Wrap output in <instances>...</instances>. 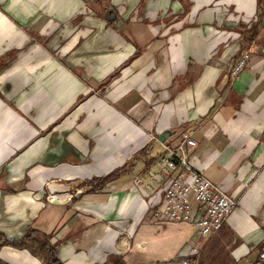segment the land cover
Listing matches in <instances>:
<instances>
[{
	"label": "crops",
	"instance_id": "crops-1",
	"mask_svg": "<svg viewBox=\"0 0 264 264\" xmlns=\"http://www.w3.org/2000/svg\"><path fill=\"white\" fill-rule=\"evenodd\" d=\"M188 130L237 201L208 237L158 220L133 181ZM28 230L62 264H179L192 247L197 264H264V0H0V232ZM30 247L0 261L43 264Z\"/></svg>",
	"mask_w": 264,
	"mask_h": 264
},
{
	"label": "built area",
	"instance_id": "built-area-1",
	"mask_svg": "<svg viewBox=\"0 0 264 264\" xmlns=\"http://www.w3.org/2000/svg\"><path fill=\"white\" fill-rule=\"evenodd\" d=\"M250 59L249 49H244L229 70L232 79L237 78ZM162 152L156 155L150 165L133 176L134 184L147 193V203L153 215L161 221L193 223L197 237H208L217 233L237 201L221 185L212 182L194 163L197 141L193 131L182 133L174 144L162 143ZM49 202H56L57 196H48ZM196 248H191L195 255ZM194 253V254H193ZM191 254L183 257L179 264H197ZM264 262V248L259 263ZM157 264H174L163 260Z\"/></svg>",
	"mask_w": 264,
	"mask_h": 264
},
{
	"label": "trees",
	"instance_id": "trees-1",
	"mask_svg": "<svg viewBox=\"0 0 264 264\" xmlns=\"http://www.w3.org/2000/svg\"><path fill=\"white\" fill-rule=\"evenodd\" d=\"M261 3V0H259ZM254 25V24H253ZM116 176V172H111L105 176L92 178L88 183L90 184V190H96L102 188L106 183L110 182ZM32 230H28L26 234L18 240H12L6 238L0 232V247L4 245H11L19 248L30 247V242H35V246L31 245L30 252L32 254H40L43 259V264H62L57 257L56 248L49 242L48 236L43 238H35L31 236ZM0 264H6L0 261Z\"/></svg>",
	"mask_w": 264,
	"mask_h": 264
},
{
	"label": "water",
	"instance_id": "water-1",
	"mask_svg": "<svg viewBox=\"0 0 264 264\" xmlns=\"http://www.w3.org/2000/svg\"><path fill=\"white\" fill-rule=\"evenodd\" d=\"M111 13H112V11H111ZM106 18L109 20V21H113L114 19H115V15L113 14L112 16H106ZM170 135V132L169 131H165V132H163V133H161L160 135H159V139L160 140H164V138L165 137H167V136H169Z\"/></svg>",
	"mask_w": 264,
	"mask_h": 264
},
{
	"label": "rangeland",
	"instance_id": "rangeland-1",
	"mask_svg": "<svg viewBox=\"0 0 264 264\" xmlns=\"http://www.w3.org/2000/svg\"><path fill=\"white\" fill-rule=\"evenodd\" d=\"M158 150H159V151H157L158 154L162 152V148L161 147L158 148Z\"/></svg>",
	"mask_w": 264,
	"mask_h": 264
}]
</instances>
